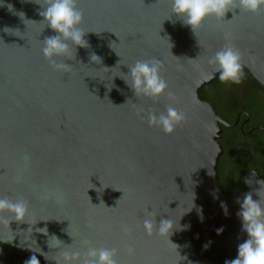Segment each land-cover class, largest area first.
Returning a JSON list of instances; mask_svg holds the SVG:
<instances>
[{
    "label": "water",
    "instance_id": "water-1",
    "mask_svg": "<svg viewBox=\"0 0 264 264\" xmlns=\"http://www.w3.org/2000/svg\"><path fill=\"white\" fill-rule=\"evenodd\" d=\"M3 3L0 197L26 201L29 214L23 224L8 227L7 214L0 222V264H25L32 255L40 264H55L58 252L49 249V237L35 231L45 225L82 256L90 248L116 249L118 264L234 259L246 234L239 208L218 187L223 122L199 92L219 78H206L214 70L208 61L227 45L240 51L243 69L264 88V9L210 17L194 34L172 16L170 0H76L90 48L59 58L71 66L65 72L53 70L42 54L51 29L34 23L42 20L47 0ZM91 52L102 64L91 63ZM154 59L174 103L167 94L157 101L135 98L119 78L138 60ZM170 103L187 119L166 135L150 127L148 117ZM256 182L250 191L259 187ZM149 213L157 225L172 218L190 228L174 231L170 240L149 235L143 227Z\"/></svg>",
    "mask_w": 264,
    "mask_h": 264
},
{
    "label": "clouds",
    "instance_id": "clouds-1",
    "mask_svg": "<svg viewBox=\"0 0 264 264\" xmlns=\"http://www.w3.org/2000/svg\"><path fill=\"white\" fill-rule=\"evenodd\" d=\"M170 3L172 16L180 20L182 26L190 28L194 34L210 17L220 20L225 18L226 13L235 9H239V12L253 14L264 9V0H170ZM3 6V0H0V7ZM7 7L9 11L13 10L12 5ZM19 15L24 17L23 13H19ZM39 15L42 17L39 23L31 22L44 24V30L51 29L53 33V35L45 37L42 42L41 50L44 58L50 62L53 70L69 71L71 66L64 62H58V59L70 57L73 50L77 55V49L90 48L86 39L88 33L80 27L83 23V13L77 9L76 0H47V6ZM225 38L229 39L230 35L226 34ZM90 60L91 63L100 61L102 64V58L95 52L90 53ZM208 63L214 66V70L206 78L210 79L218 74L220 81L230 84H239L243 79L242 55L238 49L231 45L217 51ZM161 67L159 60H138L134 65L128 67V74H123L125 78L117 77L131 89L135 98L145 97L157 101L167 94L169 100L174 103L175 95L168 90V84L161 76ZM186 119V115L170 103L164 112L158 115L155 112L151 113L148 123L150 127L160 128L166 135H171L178 126L186 122ZM256 184L259 185L257 189L248 191L242 197L237 198L236 203L239 211L236 215L241 224V231L246 234V239L237 245L236 257L226 260L225 264H264V197L261 196V193L264 192V180H259ZM213 198L218 199L219 197L214 195ZM194 207L196 205L193 200ZM221 208L227 215L228 208L225 202H221ZM5 214L8 217V227L12 221L18 224L26 223L29 205L24 200L12 201L0 197V222L5 220ZM198 215L203 222L202 208L198 209ZM38 222L40 221H37L35 225ZM143 227L149 235L155 233L170 240L174 231L186 230L190 228V225H180L172 218L162 219L157 225L156 218L152 213H149L143 221ZM35 231L49 237L47 241L49 249H55L58 252L57 258L53 260L55 264H118L116 249L90 248L82 256L79 251L72 250L71 246L65 245L54 234L50 235L46 225L43 228H36ZM216 231L217 235H220L224 229L221 227ZM210 243L211 241L205 244L204 248L207 249ZM61 246H63V250H61ZM29 249L33 251L31 248ZM39 254L48 260V254L42 250ZM25 264H40V261L36 255H32Z\"/></svg>",
    "mask_w": 264,
    "mask_h": 264
},
{
    "label": "flooded vegetation",
    "instance_id": "flooded-vegetation-1",
    "mask_svg": "<svg viewBox=\"0 0 264 264\" xmlns=\"http://www.w3.org/2000/svg\"><path fill=\"white\" fill-rule=\"evenodd\" d=\"M243 72L239 84L218 78L207 87L205 101L223 122L217 182L234 209L249 185L264 180V88Z\"/></svg>",
    "mask_w": 264,
    "mask_h": 264
},
{
    "label": "trees",
    "instance_id": "trees-1",
    "mask_svg": "<svg viewBox=\"0 0 264 264\" xmlns=\"http://www.w3.org/2000/svg\"><path fill=\"white\" fill-rule=\"evenodd\" d=\"M206 91H207V88H204V89H202V90L199 92V97H200V99H201L203 102L207 101V99H206Z\"/></svg>",
    "mask_w": 264,
    "mask_h": 264
}]
</instances>
